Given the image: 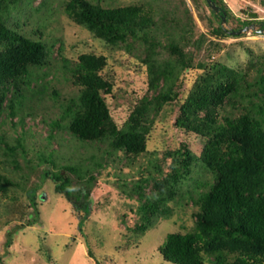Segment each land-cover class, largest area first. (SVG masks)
I'll use <instances>...</instances> for the list:
<instances>
[{
	"label": "trees",
	"instance_id": "16d2710c",
	"mask_svg": "<svg viewBox=\"0 0 264 264\" xmlns=\"http://www.w3.org/2000/svg\"><path fill=\"white\" fill-rule=\"evenodd\" d=\"M201 1L214 37H241L248 30L264 35V18L237 16L224 0ZM9 5L8 0H0V115L6 109L7 116L12 117L15 96L25 76L44 65L46 51L41 39L7 26L4 13ZM63 10L72 21L108 43L146 45L143 62L147 91L121 127L112 119L105 99L112 84L100 74L104 56L81 53L68 61V79L79 89L66 112L67 129L73 137L105 141L110 147L107 152L118 151L132 160L147 152L152 123L165 104L174 103L178 106L174 125L203 140L199 155L192 152L187 141H181L178 147L155 157L145 168L149 170L147 175L140 174L126 183L122 193L135 200L134 216L130 214L132 222L126 230L140 238L157 218L168 216V202L177 194L179 181L198 161L209 178L202 183L203 190L188 194L196 207L192 213L194 226L166 235L158 246L163 259L172 264H264V56L257 64L251 62L254 75L250 68H231L211 60V47L199 58L205 35L193 38L187 8L176 27L168 31L163 24L166 31L162 34L168 36L165 50L172 56L168 62L157 60L160 43L156 30L162 24L142 4L111 6L100 0H64ZM192 70H199V75L186 88L185 75ZM95 165L94 171L106 164L96 161ZM62 167L64 171L43 169L41 177L52 179L54 191L63 194L73 209L84 210L79 226L89 215L91 199L81 198L89 191L77 183L90 184L93 171L84 170L81 161L78 166ZM6 189L4 186L0 191ZM36 190L35 185L26 191L31 207L27 225L38 221ZM9 244L7 239L5 246Z\"/></svg>",
	"mask_w": 264,
	"mask_h": 264
},
{
	"label": "rangeland",
	"instance_id": "374dc122",
	"mask_svg": "<svg viewBox=\"0 0 264 264\" xmlns=\"http://www.w3.org/2000/svg\"><path fill=\"white\" fill-rule=\"evenodd\" d=\"M63 1L8 0L10 5L4 13L11 29L41 39L46 55L44 65L25 76L24 85L15 96V114L9 117L5 109L0 115V189L7 188L0 191V264H172L163 259L158 246L168 233L192 229L196 207L188 194L203 190L201 185L209 177L202 173L197 161L190 174L179 181L177 194L168 202V216L157 218L140 238L126 230L134 216L135 200L128 199L122 190L132 178L147 175L150 162L164 150L187 141L197 156L203 140L174 125L178 112L174 103L165 104L152 123L147 152L132 160L118 151L107 152L110 147L105 141H79L73 137L67 129L66 112L79 89L68 79V61L81 53L104 56L105 66L100 74L112 84L105 99L112 119L121 127L136 101L147 91L143 62L146 45L135 43L126 47L124 43L106 42L66 16ZM100 1L111 6L139 3L150 11L154 20L162 24L156 30L159 62L172 59L165 50L168 36L162 34L166 31L163 24L168 31L176 27L179 17L185 14L184 8L192 18L193 38L205 35L199 58L211 47V60L231 68H250L254 75L251 62L257 64L264 56V35L248 30L241 37H214L201 0ZM224 1L237 16L264 18V0ZM198 75L199 70L185 75L186 88L193 85ZM80 161L84 170L93 171L94 179L90 184L77 183L82 190L89 191L81 198L91 199L89 215L78 226L84 210L73 209L63 194L54 191V181L42 180L41 173L46 168L64 171L63 165L78 166ZM96 161L106 165L94 171ZM35 185L38 221L27 225L31 207L26 191ZM72 185L76 187L75 182ZM7 239L10 244L5 246Z\"/></svg>",
	"mask_w": 264,
	"mask_h": 264
}]
</instances>
